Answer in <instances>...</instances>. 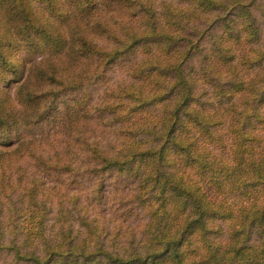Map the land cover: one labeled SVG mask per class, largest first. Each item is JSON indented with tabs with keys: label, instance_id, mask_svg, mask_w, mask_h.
I'll return each mask as SVG.
<instances>
[{
	"label": "trees",
	"instance_id": "obj_1",
	"mask_svg": "<svg viewBox=\"0 0 264 264\" xmlns=\"http://www.w3.org/2000/svg\"><path fill=\"white\" fill-rule=\"evenodd\" d=\"M256 1L0 0V161L30 154L43 172H80L29 148V133L58 126L87 160L82 170L100 181L111 171L136 179L143 214L131 251L43 241L41 252L13 245L17 258L264 264V7L260 25ZM196 53L191 76L184 64ZM115 64L125 77L93 103L87 88ZM93 121L112 127L111 138L85 137Z\"/></svg>",
	"mask_w": 264,
	"mask_h": 264
},
{
	"label": "rangeland",
	"instance_id": "obj_2",
	"mask_svg": "<svg viewBox=\"0 0 264 264\" xmlns=\"http://www.w3.org/2000/svg\"><path fill=\"white\" fill-rule=\"evenodd\" d=\"M256 2L253 13L261 25L260 9L264 7V0ZM260 33L264 39V29ZM206 41L204 38V50L208 47ZM200 60L201 55H192L184 64L185 71L198 76ZM124 77L122 65L110 67L104 81L87 88L90 101L98 102L107 85ZM196 86L201 90L200 80ZM83 134L90 139L107 141L112 136V127L93 121ZM28 136L33 153L50 157L59 166L66 161L73 162L81 173L67 175L53 167L43 172L30 154L18 160L0 161V264H30L17 258L13 245L20 247V253L31 247L41 252L43 241L84 242L92 248L101 244L119 253L137 247L143 214L134 200L136 179L129 172L111 171L100 181L94 173L82 170L87 160L79 155L71 135L58 126H47ZM29 190L33 191L32 198L28 196Z\"/></svg>",
	"mask_w": 264,
	"mask_h": 264
}]
</instances>
